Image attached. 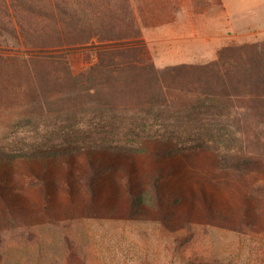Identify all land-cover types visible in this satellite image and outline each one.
Here are the masks:
<instances>
[{
  "label": "rangeland",
  "instance_id": "rangeland-1",
  "mask_svg": "<svg viewBox=\"0 0 264 264\" xmlns=\"http://www.w3.org/2000/svg\"><path fill=\"white\" fill-rule=\"evenodd\" d=\"M63 2L78 14L102 11L124 17L123 27L116 32L123 36L127 32L133 35L50 47L19 44V40L10 34L0 37V66L16 64L19 59H25L30 65L39 64L40 58L55 55L67 61L73 75L80 79L74 85L66 76H61L63 81H55L53 76L42 74V81L36 82V89L32 91L19 85L18 77L7 86L0 85V156L12 159L7 173L18 188L15 194L19 202L30 205L27 208L31 210L42 204L40 186L29 175L31 165L26 161V155L50 154L61 159L65 154L73 153L72 158L80 161L87 150L111 149L118 151V158L135 161V174L143 185L148 172L155 166H175L177 172L170 175L167 184L182 190L187 199L193 195L196 209H199V215L195 210L190 220L199 238L195 245L197 250L191 248L192 252L206 250L207 256L217 258L216 264H264L263 239L222 227L215 222L217 220L212 222L202 203L201 189H204L208 197L214 196L216 208L233 210L240 215L247 181L237 171L219 168L218 163L220 154L228 145L239 148L246 141H225L216 134L193 130L201 122L218 120H213L215 117L205 112L195 114L198 112L195 108L184 103L181 105L177 98L166 99L160 104H151L147 99L143 106L138 102L145 99L116 94L114 83L93 84L79 76L97 60L96 50L99 48L133 46L129 54L137 55L139 51L137 59H147L155 67L165 68L180 63H207L218 57L221 44L264 42V7L229 15L221 0ZM65 81L67 83L62 85ZM222 120L230 123L225 117ZM259 121L264 122V117ZM253 136L254 146L264 143V126L259 125ZM124 171L114 169L109 178L119 184ZM109 180L104 182L107 187ZM60 185L59 197L66 202V191L60 189ZM4 215L11 216L6 213L0 198V220ZM32 215L29 214L35 217ZM186 216L184 211L177 221H183ZM24 222L33 223L32 220ZM82 230H75V237L82 244L92 245L96 264H184L173 252L170 235L159 226L88 220ZM50 236L53 242L44 248L48 255L42 257V263L36 261L39 248L33 244L19 246L21 253H31L32 259L14 264H65L61 258L64 249L58 230ZM76 253L80 256L78 250Z\"/></svg>",
  "mask_w": 264,
  "mask_h": 264
},
{
  "label": "trees",
  "instance_id": "trees-1",
  "mask_svg": "<svg viewBox=\"0 0 264 264\" xmlns=\"http://www.w3.org/2000/svg\"><path fill=\"white\" fill-rule=\"evenodd\" d=\"M78 13L77 10L72 12L63 0H0V37L10 34L19 44L50 47L133 35L116 32L123 27L125 18L113 12ZM132 48L116 45L97 49V60L79 76L93 84L114 83L116 94L145 99L138 102L143 106L147 99L151 104H160L177 98L181 105L195 108L198 111L195 114L205 112L218 120L201 122L193 130L216 134L225 141H246L239 148L228 145L218 163L219 168L237 171L247 181L240 215L233 210L216 208L214 196L208 197L204 189H201L202 203L212 222L217 220L215 222L222 227L264 240V143L254 146L253 141V131L259 125L264 126V122L259 121L264 117V42L226 44L219 49L218 57L207 63H180L165 68H157L147 59H137L139 51L137 55L129 54ZM181 70L186 72H178ZM42 74L53 76L55 81H63L61 76H66L74 85L80 81L67 61L53 55L40 58L39 64L30 65L25 59H19L16 64L0 66V85L7 86L18 77L19 85L32 91L36 89V82L42 81ZM224 117L230 120L229 124L222 120ZM117 152L93 148L85 151L80 161L72 158L73 153H67L61 162L50 154L26 155L31 165L29 175L40 186L42 196V204L33 206V210L27 208L30 205L19 202L15 194L18 188L7 173L11 157L0 156V198L6 213L11 214L0 220V264L32 259L31 253L22 254L19 246L33 244L39 248L36 261L42 263V257L48 255L44 248L53 242L50 234L57 230L65 264H96L92 245L82 244L74 232L84 230V222L88 220L159 226L170 235L173 252L184 264H216L217 258L207 256L206 250L191 251L197 250L195 245L199 238L190 220L195 210L199 215V209L193 195L187 199L182 190L167 184L170 175L177 172L175 166H155L143 185L135 174V161L118 158ZM119 168L125 171L118 184L109 174ZM108 180L107 187L104 182ZM59 183L60 189L66 191V202L59 197ZM184 211L187 216L177 221ZM30 213L35 217H30ZM30 220L33 223L24 222ZM188 250L192 253L186 255Z\"/></svg>",
  "mask_w": 264,
  "mask_h": 264
},
{
  "label": "crops",
  "instance_id": "crops-1",
  "mask_svg": "<svg viewBox=\"0 0 264 264\" xmlns=\"http://www.w3.org/2000/svg\"><path fill=\"white\" fill-rule=\"evenodd\" d=\"M227 14H241L264 7V0H221ZM225 44H221L223 46ZM220 46V47H221Z\"/></svg>",
  "mask_w": 264,
  "mask_h": 264
}]
</instances>
